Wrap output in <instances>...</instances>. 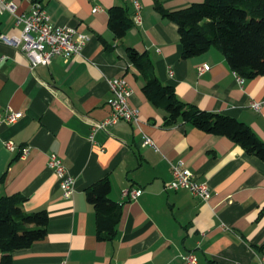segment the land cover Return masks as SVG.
<instances>
[{"label": "crops", "instance_id": "crops-1", "mask_svg": "<svg viewBox=\"0 0 264 264\" xmlns=\"http://www.w3.org/2000/svg\"><path fill=\"white\" fill-rule=\"evenodd\" d=\"M8 1L17 14L40 3L51 25L88 38L80 55L54 57L33 70L19 48L0 42V198L21 195L24 212L44 210L48 216L44 239L13 252L11 264H183L186 253L197 264H255L264 256V160L185 123L164 127L162 111L141 92L143 79L125 50L146 52L157 78L181 101L237 119L264 143V77L238 83L215 48L182 59L177 25L155 10L156 3L173 11L203 0H137L138 11L133 0ZM114 6L133 20L122 40L108 28ZM21 31L11 13H0V35L19 37ZM203 64L210 69L199 75ZM114 78L127 83L137 119L94 131L111 113L108 81ZM16 112L21 116L14 123L2 120ZM52 154L73 178L69 197L47 167ZM178 162L208 185V201L168 188ZM104 178L121 211L110 241L97 239L86 196ZM132 190L141 194L123 196Z\"/></svg>", "mask_w": 264, "mask_h": 264}, {"label": "trees", "instance_id": "trees-1", "mask_svg": "<svg viewBox=\"0 0 264 264\" xmlns=\"http://www.w3.org/2000/svg\"><path fill=\"white\" fill-rule=\"evenodd\" d=\"M155 10L178 27L181 58L189 59L217 49L229 68L242 79L264 77V0H203L188 7L168 11L160 4ZM133 26L126 9H108V28L122 40ZM126 54L143 79L141 92L163 113L164 127L185 123L214 136H224L247 154L264 160V143L244 123L220 113L208 112L181 101L174 88L156 76L146 52L127 47ZM110 183L101 179L86 189L88 202L95 211L97 239L110 241L116 234L121 211L109 198ZM21 195L0 198L1 264H11L12 253L29 248L44 239L48 222L44 210L26 213Z\"/></svg>", "mask_w": 264, "mask_h": 264}, {"label": "built area", "instance_id": "built-area-1", "mask_svg": "<svg viewBox=\"0 0 264 264\" xmlns=\"http://www.w3.org/2000/svg\"><path fill=\"white\" fill-rule=\"evenodd\" d=\"M136 10H139L137 0H133ZM99 8L95 7L93 11ZM9 12L14 16L15 24L22 25V31L19 37H8L0 35V42L14 48H19L25 55L30 70L38 65H49L54 57H60L64 60L72 56L80 55L87 41V36L78 33L70 27H55L50 24V18L40 3H34L32 9L25 14H17L16 6L8 0H0V13ZM140 17L136 15L135 21L139 22ZM210 67L206 64L200 65L198 74L209 71ZM236 80L242 83L243 79L237 74ZM109 89L113 98L109 101L111 113L104 121L93 125L94 131L104 130L107 126H112L120 121L133 122L137 119L138 111L129 106L128 98L131 91L127 83L122 78H114L108 81ZM252 108L259 109L258 103H252ZM21 113H10L2 118L8 124L14 123ZM146 145H153L150 139L145 140ZM6 147L13 149V144L7 142ZM47 167L53 171L59 181V187L63 197H69L73 192V178L68 174L61 160L54 154L50 155ZM172 181L168 188L174 191L185 189L194 197L208 201L210 199L209 187L205 183H198L195 175L178 162L171 167ZM141 192L132 190L124 191L123 196H128L130 200L136 199ZM183 264H197V258L193 253L181 255ZM57 264H65L64 262ZM255 264H264V256L257 259Z\"/></svg>", "mask_w": 264, "mask_h": 264}]
</instances>
